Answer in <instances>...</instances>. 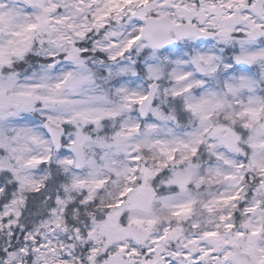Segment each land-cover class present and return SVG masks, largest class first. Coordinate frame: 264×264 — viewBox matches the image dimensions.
Instances as JSON below:
<instances>
[{
	"label": "snow or ice",
	"instance_id": "1",
	"mask_svg": "<svg viewBox=\"0 0 264 264\" xmlns=\"http://www.w3.org/2000/svg\"><path fill=\"white\" fill-rule=\"evenodd\" d=\"M0 264H264V0H0Z\"/></svg>",
	"mask_w": 264,
	"mask_h": 264
}]
</instances>
